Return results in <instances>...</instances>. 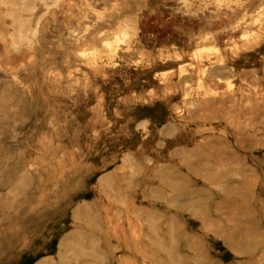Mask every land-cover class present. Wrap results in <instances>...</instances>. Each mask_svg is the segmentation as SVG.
<instances>
[{
    "label": "rangeland",
    "instance_id": "374dc122",
    "mask_svg": "<svg viewBox=\"0 0 264 264\" xmlns=\"http://www.w3.org/2000/svg\"><path fill=\"white\" fill-rule=\"evenodd\" d=\"M0 264H264V0H0Z\"/></svg>",
    "mask_w": 264,
    "mask_h": 264
},
{
    "label": "bare ground",
    "instance_id": "6f19581e",
    "mask_svg": "<svg viewBox=\"0 0 264 264\" xmlns=\"http://www.w3.org/2000/svg\"><path fill=\"white\" fill-rule=\"evenodd\" d=\"M22 1H27V0H22Z\"/></svg>",
    "mask_w": 264,
    "mask_h": 264
}]
</instances>
